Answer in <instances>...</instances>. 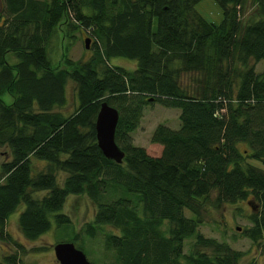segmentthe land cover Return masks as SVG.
I'll list each match as a JSON object with an SVG mask.
<instances>
[{
  "label": "trees",
  "instance_id": "1",
  "mask_svg": "<svg viewBox=\"0 0 264 264\" xmlns=\"http://www.w3.org/2000/svg\"><path fill=\"white\" fill-rule=\"evenodd\" d=\"M197 1L0 0V145L8 149L0 160L1 240L10 239L5 220L17 204V227L33 239L49 228L51 213L56 224L69 222L58 210L69 194H84L92 217L71 240L101 232L94 264H254L197 225L206 203L251 198L257 207L242 232L257 242L264 229V170L246 161L264 163V67L255 70L264 59V0H251L247 15L245 0H215L216 23ZM69 18L89 28L92 52L52 66L48 41ZM110 56L135 66L111 64ZM68 79L76 105L63 115L54 108L66 102ZM102 99L118 111L120 162L95 141ZM150 100L179 109L177 128L159 122L150 134L161 145L157 155L131 137ZM32 157L45 160L43 170L32 171ZM56 170L64 172L59 182ZM106 224L112 230L102 232ZM0 264L32 263L9 252Z\"/></svg>",
  "mask_w": 264,
  "mask_h": 264
},
{
  "label": "rangeland",
  "instance_id": "2",
  "mask_svg": "<svg viewBox=\"0 0 264 264\" xmlns=\"http://www.w3.org/2000/svg\"><path fill=\"white\" fill-rule=\"evenodd\" d=\"M194 7L207 20L216 23L221 19V8L215 0H198ZM251 10L252 1L245 0L243 14L247 15ZM86 35L87 32L71 18L59 22L47 44V53L52 66H64L62 59L64 57L73 60L88 58L92 48L89 45L87 47L83 45V37ZM10 55L9 59L15 61L12 53ZM108 62L127 69H133L135 66L134 59L123 56H110ZM263 67L264 59H260L255 63V70H260ZM65 91L66 102L54 108L63 115L72 112L76 105L72 79L67 80ZM2 99L4 102H8L11 100V96L4 93ZM178 112L179 109L177 107L165 106L157 101H148L143 105L138 125L131 131L132 142L143 146L146 152L151 155L159 154L161 145L151 142L149 140L150 134L154 126L159 122L171 128H177L179 126ZM237 146L240 150L247 152L245 151L247 147L244 143H238ZM7 157L8 149L4 145H0V160ZM246 161L264 170V163L258 158L248 156ZM44 167L45 160L32 157L33 172L43 170ZM63 175L64 172L55 171V177L58 182ZM40 193L42 191L37 194ZM247 199L233 202L223 201L217 206L206 203L200 210L201 220L197 225V230L205 236L214 237L218 241L228 243L234 249L241 250L243 252L242 261L252 260L254 264H264V229L257 242H253L242 232L244 227L250 224L247 216L251 209ZM22 208L23 203L21 202L6 217L5 228L9 233L10 239H0V259H2L3 254L14 252L22 261L32 264H59L53 255L52 244L56 241L71 240L72 233L78 231L85 221L91 219L93 213V203L84 194H69L63 207L58 211L65 212L69 216L70 221L56 224L51 213L49 214V228L36 238L27 239L20 233L16 222L18 212ZM183 212L186 216L194 217L193 213L187 208H184ZM236 225L239 226L238 229L235 228ZM102 228V232L112 230V227L108 224L102 225ZM78 233L81 236L71 241L76 246H82V251L89 260L96 261L95 257L97 256L100 258L101 232L97 231L92 238L84 237L80 231ZM191 239L189 237L184 240L183 250H186V246ZM17 244L21 247L17 246ZM204 250L208 251V249Z\"/></svg>",
  "mask_w": 264,
  "mask_h": 264
},
{
  "label": "water",
  "instance_id": "3",
  "mask_svg": "<svg viewBox=\"0 0 264 264\" xmlns=\"http://www.w3.org/2000/svg\"><path fill=\"white\" fill-rule=\"evenodd\" d=\"M88 42L89 38L84 37L83 44L85 47L88 46ZM151 98L148 97V99ZM117 118V109L107 103L106 100H100L93 121L95 141L105 157L115 162H120L123 156V150L114 141V128ZM247 203L251 209L257 207L253 199H247ZM235 228L238 229L239 226L236 225ZM52 251L59 264H94L86 257L82 249L75 246L70 240L54 242L52 244Z\"/></svg>",
  "mask_w": 264,
  "mask_h": 264
},
{
  "label": "built area",
  "instance_id": "4",
  "mask_svg": "<svg viewBox=\"0 0 264 264\" xmlns=\"http://www.w3.org/2000/svg\"><path fill=\"white\" fill-rule=\"evenodd\" d=\"M89 28L86 29V31L88 32Z\"/></svg>",
  "mask_w": 264,
  "mask_h": 264
}]
</instances>
